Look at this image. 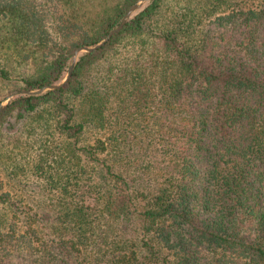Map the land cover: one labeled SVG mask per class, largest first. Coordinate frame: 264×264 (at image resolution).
<instances>
[{
	"label": "trees",
	"instance_id": "16d2710c",
	"mask_svg": "<svg viewBox=\"0 0 264 264\" xmlns=\"http://www.w3.org/2000/svg\"><path fill=\"white\" fill-rule=\"evenodd\" d=\"M135 1L0 0V100ZM25 145L43 182L0 175V264H264V0L143 1L1 108L5 175Z\"/></svg>",
	"mask_w": 264,
	"mask_h": 264
},
{
	"label": "rangeland",
	"instance_id": "374dc122",
	"mask_svg": "<svg viewBox=\"0 0 264 264\" xmlns=\"http://www.w3.org/2000/svg\"><path fill=\"white\" fill-rule=\"evenodd\" d=\"M15 90H17V89H15ZM9 93H7V95ZM7 95L4 98H2L0 100V102L1 101H5ZM145 121L146 120H142L139 123V126H144L145 123H146ZM147 123H148L147 124L148 126H151L150 125L151 122H149V120H148ZM20 129L23 130L22 133L20 134V136H26L28 134L27 133L28 130L29 131L31 130L29 124L27 126H25V128H23V126H20ZM147 131H148L147 126H146V128H142L141 129L140 136L143 139L146 137V134L148 136H150V137H152V136L155 135V134L150 135V134L147 133ZM95 133H97L96 130H90V129H88L87 130V133L84 134V137H90L91 135H94ZM25 147H23L22 149L14 150L15 151L14 160L16 161L15 165H18V166L14 170L9 171L7 173V175L4 174V168L5 167H10L9 161L12 158V152H9L8 155H4L3 156L2 161L0 162V175H1L2 180L4 182V184H3L4 185V188L9 189L10 192L12 193V196H14L16 198L20 197L22 203H26V204L30 205V204H32L35 201V198H36V196L30 190V188L33 185H39V183L42 184L43 179H41V178H40L41 180L38 179V177L34 176L33 175L34 173L31 172V168H30L31 157H30V155H31V152H32V147H29L28 145H25ZM16 185H19V187L20 186H23L24 187L23 188V192L20 195H16L15 194L17 192V190H18L17 187H16ZM24 191H27L29 193V195L28 196H25L24 195Z\"/></svg>",
	"mask_w": 264,
	"mask_h": 264
},
{
	"label": "water",
	"instance_id": "95a60500",
	"mask_svg": "<svg viewBox=\"0 0 264 264\" xmlns=\"http://www.w3.org/2000/svg\"><path fill=\"white\" fill-rule=\"evenodd\" d=\"M143 1L145 0H136L135 2H133L127 9L126 11L122 14L120 20L118 21V23L111 27L102 37L101 39H99L98 41H96L94 44H91V45H80V46H77L76 48H74L70 54V57H69V63H68V66H67V71L64 75V77L59 80L58 82H53V83H49V84H44V85H41L40 87L38 88H35V89H28V88H22V89H17V90H13L11 91L5 101H1L0 102V110L1 108L8 102L10 101L13 96L15 94H34V93H38V92H41V91H44L46 89H50V88H56L58 86H60L61 84H63V82L69 77L70 75V72L72 70V67H73V63L75 61V58L77 57L78 53L80 51H89V50H92L96 47H98L99 45H101L107 38H109L117 29H119L121 27V25L128 19V17L131 15L132 11L134 9H136Z\"/></svg>",
	"mask_w": 264,
	"mask_h": 264
}]
</instances>
